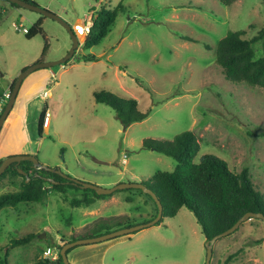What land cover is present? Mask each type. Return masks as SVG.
<instances>
[{
    "label": "rangeland",
    "instance_id": "1",
    "mask_svg": "<svg viewBox=\"0 0 264 264\" xmlns=\"http://www.w3.org/2000/svg\"><path fill=\"white\" fill-rule=\"evenodd\" d=\"M30 1L72 26L79 46L66 62L50 67L56 74L52 83L42 79L47 68L23 79L14 104L23 94L28 133L14 134L13 151L35 155L42 165L81 181L142 182L156 171L175 167L171 157L144 148L142 141L171 140L190 130L200 143L195 163L203 154H212L231 172L246 167L264 200V87L226 80L215 62L216 44L229 31L244 29L242 37L251 38L264 27V0H233L227 6L217 0ZM103 4L123 9L99 44L82 49L84 35L75 26L81 27L85 15ZM42 16L0 0V90L40 57L43 36L27 39L17 27L30 28ZM42 30L49 44L44 61L65 56L72 44L68 31L45 16ZM253 47L256 57L264 55L262 40ZM84 54L95 59L85 61ZM44 88L50 89L49 97L42 96ZM102 89L136 99L141 111L150 110L148 116L125 128L109 106L94 100V91ZM13 106L1 127L0 143L10 128ZM43 106L50 117L39 137L36 122ZM20 180V176L0 177V194L17 190ZM127 195L133 200L126 201ZM79 196L80 192L61 193L46 184L38 201L1 208L0 260L7 251L11 264H51L42 253L47 246L60 251L72 234L91 232L101 217L111 225L128 221L134 225L154 213L153 204L135 188L116 190L107 203L72 207L68 199ZM27 233L34 234L28 243L11 246V239ZM107 241L114 243L105 252V264H204L206 256L204 236L185 207L158 224ZM88 245L73 247L67 253L69 263H84L73 253ZM226 260V264H264L262 219L249 218L215 241L209 264Z\"/></svg>",
    "mask_w": 264,
    "mask_h": 264
},
{
    "label": "trees",
    "instance_id": "2",
    "mask_svg": "<svg viewBox=\"0 0 264 264\" xmlns=\"http://www.w3.org/2000/svg\"><path fill=\"white\" fill-rule=\"evenodd\" d=\"M27 1L34 3L30 0ZM217 1L227 6L233 0ZM7 2L19 8L15 3ZM122 9V6L111 10L107 5H100L92 15V24L87 34L84 35L82 49H88L99 44L115 21L117 11ZM43 18L44 16L37 19L25 33L27 39L37 35L43 36L44 45L40 57L36 61L45 60L44 57L49 45L42 30ZM245 33L244 29H238L229 31L220 38L216 44L215 62L220 66L226 80L233 83H245L249 86L264 87V55L256 57L253 47L257 41L262 40L264 48V27L251 38L242 37ZM184 37L187 40L194 41L192 37ZM205 47L208 48L209 46L205 45ZM83 59L90 61L94 60L95 56L84 54ZM15 81L16 77L8 86L10 91ZM93 97L97 103L109 106L125 128L134 122L145 119L150 111L149 109L141 111L138 108L137 100L134 98L121 97L105 89L94 91ZM45 108V106L41 108L36 122L39 137L43 129ZM142 146L171 157L175 161V167L172 171L159 170L154 173L152 178L142 181L161 202V218L174 217L180 208L185 207L194 215L204 239L209 240L230 228L247 212H261L264 214L263 196L249 180L246 167L242 168L240 172H231L222 159L212 154H203L197 163L193 161L200 149L199 140L193 131H182L171 140L144 139ZM4 158L0 157V164ZM19 169L27 175L20 173ZM6 175L20 176L21 180L17 190L0 194V209L5 206H16L22 202L38 201L39 197L46 191V184L51 189L61 193H67L68 190L80 192L79 197L68 199V203L72 207H87L92 205L96 199H104L114 193L97 194L90 188H83L81 183L74 178L44 168L35 169L29 160L11 163L0 177ZM137 190L144 194L154 206V213L149 219L144 220L146 222L156 216L157 205L150 195L140 189ZM125 200L132 201V195H127ZM161 218L155 224H158ZM99 219H101L100 222H95L91 232H85L78 236L72 234L71 238L64 241V244L78 238L106 233L113 228L133 225L129 221L127 223L117 222L115 225H111V223L105 222V218L101 217ZM33 237L34 234L27 233L20 238L11 239L10 244L12 247L25 244ZM73 247L67 249L66 253H69ZM7 257L6 251L5 258L0 260V264H11ZM50 263L63 264L60 254L56 260L50 261ZM226 263L227 260L223 262V264Z\"/></svg>",
    "mask_w": 264,
    "mask_h": 264
},
{
    "label": "water",
    "instance_id": "3",
    "mask_svg": "<svg viewBox=\"0 0 264 264\" xmlns=\"http://www.w3.org/2000/svg\"><path fill=\"white\" fill-rule=\"evenodd\" d=\"M7 1L15 3L16 5H18L20 7L27 8L30 10H34L36 12H39L40 14H42L45 17H49L53 20L58 21L68 31V33L71 37L72 44H71L67 54L65 56H63L62 58H59V59L53 60V61H37V62H34L31 65H29L28 67H25L24 69H22L20 71V73L16 77V81L14 83L12 90H11L10 97L7 100L2 112L0 113V130H1V127L3 125V122L5 121L6 117L10 113V111H11V109H12V107L16 101L17 93H18V90L22 84L23 79L25 77H27L30 73H32L36 69L50 68V67H53V66H56V65H59V64L66 62V60H68L75 53V50L79 46L78 36H77L75 30L73 29V27L70 26L65 20H63L58 15L52 13L51 11H49L47 9H44V8L38 6L37 4L29 2L27 0H7ZM23 160L31 161L32 166L35 169L44 168L46 170L55 171V172L61 174L59 172V170H57L55 168H51V167H47V166L42 165L35 155L14 154V155H9L2 160V162L0 164V175L4 172V170L11 163H13V162L18 163V162L23 161ZM19 172L24 174V175H27L21 169H19ZM76 180L81 183L83 188H90V189L94 190L97 194H111V193L115 192L116 190L127 189V188L140 189L142 192L150 195L154 199V201L156 202V205H157V214L154 218H152L146 222H142V223H138V224H134V225H130V226H125V227H120L118 229H114L112 231L102 233V234H98V235H95L92 237L78 238V239H75V240H72L70 242L63 244L61 249H60V253H59L61 258H62L63 264H70L68 259H67L66 251H67V249H69L73 246L103 242V241L110 240V239H113V238H116V237H119L122 235H126V234L136 232L138 230H141V229H144L146 227L154 225L156 222L159 221V219L162 216V204H161V202L156 197L155 193L152 190H150L146 185H144L142 182H124V183L122 182V183H117L111 187H102V186L96 185L92 182L81 181L78 179H76ZM249 218H260L264 222V214L263 213H261V212H247L243 216H241L230 228H228V229L224 230L223 232L215 235L214 237H212L209 240H205L204 245H205V249H206V256H205L204 264H209V262H210V259L212 256V247H213V244L215 243V241L217 239L233 232L235 229L238 228V226L243 221H245Z\"/></svg>",
    "mask_w": 264,
    "mask_h": 264
},
{
    "label": "crops",
    "instance_id": "4",
    "mask_svg": "<svg viewBox=\"0 0 264 264\" xmlns=\"http://www.w3.org/2000/svg\"><path fill=\"white\" fill-rule=\"evenodd\" d=\"M78 26L79 25H76L75 27L78 28ZM36 60L34 62H37ZM51 71H52V69L47 68L45 70V74L43 75L42 79L43 78H48V76L50 75ZM23 96H24L23 94L21 95V97L19 96L20 98H18L17 103L14 104L15 105V109H14L13 113L14 114L15 113L20 114V116L18 118V115H16V114L14 115L13 114L11 120L9 121V122H11V124L9 125L10 128H8L4 132V135H3L2 139H1L2 142L0 143V157H7L9 155L17 154V152L13 151V149L11 147L12 139L14 138L13 137L14 134L16 132H18L19 130H21L22 133H24V132L28 133L27 124H26V122L24 120V115L25 114L23 113V110H22V99H23L22 97ZM32 99H31V101H32V103H34L35 101L32 100ZM32 134H34L33 131H32ZM18 152L20 153V151H18ZM119 182H121V181H119V179H117V180H111V181H108V182H94V183L102 185V186H111V185L117 184ZM111 197L112 196L104 198V199H96L94 203H96L97 201H99V202L103 201L104 203H107V202L110 201ZM132 197H133V195H132ZM150 214H151V212L146 213L147 218L150 216ZM113 243H114V241H107L106 240V242L104 241V242L99 243V244L97 243V244L88 245V246H86L84 248L79 249L77 252H74L73 253L74 254V258H77L79 256L84 258L85 262L81 263V261H82L81 260L79 264H105L103 262V257L106 254L105 252L111 247V245ZM100 249H102L103 251L101 252ZM74 260L75 259H73V262H75ZM111 264H119V263L115 261V262H112Z\"/></svg>",
    "mask_w": 264,
    "mask_h": 264
},
{
    "label": "built area",
    "instance_id": "5",
    "mask_svg": "<svg viewBox=\"0 0 264 264\" xmlns=\"http://www.w3.org/2000/svg\"><path fill=\"white\" fill-rule=\"evenodd\" d=\"M92 15L93 12H89V14L85 15V22L84 24L80 27L78 26V28H76L78 30V32H80L81 34L83 33V35H86L89 27L92 24ZM17 27V26H15ZM19 30H21L23 33H27L28 28L22 26L21 24H19V26L17 27ZM56 79V74L55 72L51 71L50 75L47 78V81L49 83H52L53 81H55ZM11 94V91L9 90V87H7L4 90H1L0 92V113L3 110L7 100L9 99ZM51 95L50 89L49 88H44L43 92H42V96L43 97H49ZM49 117H50V111L49 109L46 107L45 108V112H44V118H43V127L48 125L49 122ZM43 256L45 258H48L50 261H54L58 258V255L60 253L59 249L56 248L55 251H53V248L47 246L44 250H43Z\"/></svg>",
    "mask_w": 264,
    "mask_h": 264
},
{
    "label": "clouds",
    "instance_id": "6",
    "mask_svg": "<svg viewBox=\"0 0 264 264\" xmlns=\"http://www.w3.org/2000/svg\"><path fill=\"white\" fill-rule=\"evenodd\" d=\"M2 112V111H1Z\"/></svg>",
    "mask_w": 264,
    "mask_h": 264
}]
</instances>
